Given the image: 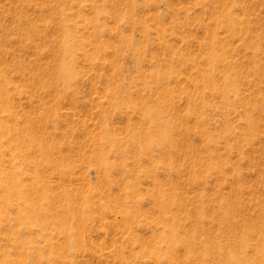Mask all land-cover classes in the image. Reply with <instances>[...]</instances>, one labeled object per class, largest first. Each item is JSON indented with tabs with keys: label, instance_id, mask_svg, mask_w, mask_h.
<instances>
[{
	"label": "rangeland",
	"instance_id": "rangeland-1",
	"mask_svg": "<svg viewBox=\"0 0 264 264\" xmlns=\"http://www.w3.org/2000/svg\"><path fill=\"white\" fill-rule=\"evenodd\" d=\"M0 264H264V0H0Z\"/></svg>",
	"mask_w": 264,
	"mask_h": 264
}]
</instances>
